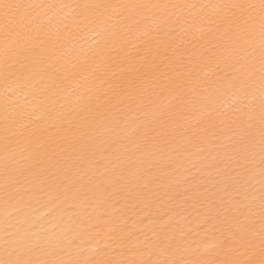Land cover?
Instances as JSON below:
<instances>
[{
  "label": "snow or ice",
  "instance_id": "obj_1",
  "mask_svg": "<svg viewBox=\"0 0 264 264\" xmlns=\"http://www.w3.org/2000/svg\"><path fill=\"white\" fill-rule=\"evenodd\" d=\"M0 264H264V0H0Z\"/></svg>",
  "mask_w": 264,
  "mask_h": 264
}]
</instances>
